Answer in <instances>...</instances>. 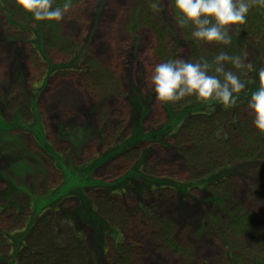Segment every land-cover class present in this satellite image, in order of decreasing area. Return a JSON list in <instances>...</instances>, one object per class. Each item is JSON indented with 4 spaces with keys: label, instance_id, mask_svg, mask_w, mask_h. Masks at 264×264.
Returning <instances> with one entry per match:
<instances>
[{
    "label": "rangeland",
    "instance_id": "rangeland-1",
    "mask_svg": "<svg viewBox=\"0 0 264 264\" xmlns=\"http://www.w3.org/2000/svg\"><path fill=\"white\" fill-rule=\"evenodd\" d=\"M14 4L0 0V264H19L26 243L45 254L41 233L54 246L74 240L83 264H264V135L246 99L230 114L162 104L147 83L148 66L196 61L214 45L177 27L169 0L159 13L151 0H80L48 25ZM259 34L241 37L246 91L264 67V22ZM182 111L225 113L226 141ZM37 207L47 213L31 239Z\"/></svg>",
    "mask_w": 264,
    "mask_h": 264
},
{
    "label": "clouds",
    "instance_id": "clouds-1",
    "mask_svg": "<svg viewBox=\"0 0 264 264\" xmlns=\"http://www.w3.org/2000/svg\"><path fill=\"white\" fill-rule=\"evenodd\" d=\"M54 0H15V5L35 22L63 19L72 6L64 0L53 7ZM264 7V0H169V8L177 27L189 29L197 44L218 46L212 60L200 57L196 61L177 56L147 67L148 87L162 103H177L194 97L203 104L218 103L233 107L245 93V107L251 116L253 129L264 135V67L256 70L257 87L246 91V84L237 74L246 69L244 54H230L225 49L232 43L231 32L246 23L253 5ZM154 13L161 11V0H151Z\"/></svg>",
    "mask_w": 264,
    "mask_h": 264
},
{
    "label": "trees",
    "instance_id": "trees-1",
    "mask_svg": "<svg viewBox=\"0 0 264 264\" xmlns=\"http://www.w3.org/2000/svg\"><path fill=\"white\" fill-rule=\"evenodd\" d=\"M79 1L80 0H71V3L75 4ZM63 2H64V0H54L53 5L55 7L60 6L63 4ZM14 9H15L14 15L18 16L20 19H22V20L25 18L32 19V17L30 15L25 14L18 7H16L15 4H14ZM147 19H148L147 15L140 17V20H143V21H145ZM263 22H264V7H261L259 5L254 4L249 9V12L247 14L246 23L244 25L236 26L235 33L231 32L232 33L231 34L232 35V43L225 50L228 51L230 54H243L244 41L241 38L242 35H247L249 37L257 35V37H258L260 35L259 32H261V28L263 27ZM39 23L41 25H48L47 24L48 22H39ZM185 29H183V31H185ZM158 36H160V33H158ZM217 51H218V46L214 45V47L206 53L204 58L208 59V60H212V58L217 53ZM261 51H262V54L264 56V41L261 44ZM245 70L246 69L238 70L237 74L238 75L243 74L245 76L246 75ZM102 78L97 77V75L94 76L95 80H101ZM245 99H246L245 93H242L240 100L244 101ZM197 102L198 101H196L194 97H186L185 99L181 100L180 102H177V105L178 106H185L188 103H196L197 104ZM245 104H246V102H245ZM224 108H226V107H224ZM230 111H231L230 108H228L226 110V112H228V114H230L229 113ZM180 116L182 117V119H183V117L188 119V121H190L191 124L196 123L197 125L204 126V127L205 126L206 127L211 126L212 129H211V132L208 136L211 140L215 141L216 143L222 144L226 141V137L221 136V133L223 132V130H220V124H222L223 127L226 125L227 115L225 113H215L214 111H209V112H201V113L200 112H198V113L197 112L196 113L191 112L188 114V112L185 113L182 111ZM35 134H36V136H35L36 141L35 142L37 143L39 149L42 152H46L50 156L49 151H47L48 148L46 147V145L43 142L40 141V140H42V137L40 135H38V133H35ZM258 135H260V134H258ZM221 137H224L222 142H221ZM222 155H223L222 159H224L226 162H230L233 158L234 159L237 158V154L233 150L227 151L224 149V151H222ZM214 166H215V164H214ZM66 177L68 178V176L65 175L64 178L66 179ZM74 184L75 183H74L73 179L65 180L62 187H59V189L56 192L57 197L66 195L64 193H67L69 191V189H71L74 186ZM3 210L5 212H11V207H4ZM46 213H47V210L41 209V207H37L36 212H35V217H36V219L34 220L35 222L33 221L31 226L29 227L31 239L34 236L36 229H38L39 226H41L45 222ZM110 216L112 218L115 217L112 214H110ZM35 243L37 246H40L42 248L45 247L44 250H46L47 252L45 254L35 253V251L33 250L34 247L28 246L26 243V245L23 247L24 252H22L21 257L19 258V264H50V263H53V264H83V259L81 257V250H80L79 246L76 244V242L72 239H71L70 243H67L68 246H66V247H60V246H56V245L54 246V245H51L49 235L48 234L44 235L41 233V234L35 235ZM41 243H43V244H41ZM48 243H50L49 248H47L46 246H43V245L48 244ZM114 251H115L114 253L116 255L120 256L126 252V248L122 244L116 243Z\"/></svg>",
    "mask_w": 264,
    "mask_h": 264
}]
</instances>
